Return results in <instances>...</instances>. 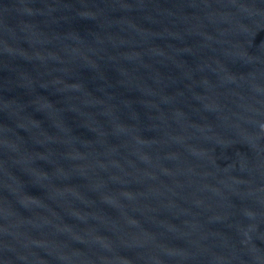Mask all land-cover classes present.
<instances>
[{"label": "water", "instance_id": "obj_1", "mask_svg": "<svg viewBox=\"0 0 264 264\" xmlns=\"http://www.w3.org/2000/svg\"><path fill=\"white\" fill-rule=\"evenodd\" d=\"M0 264H264V0H0Z\"/></svg>", "mask_w": 264, "mask_h": 264}]
</instances>
